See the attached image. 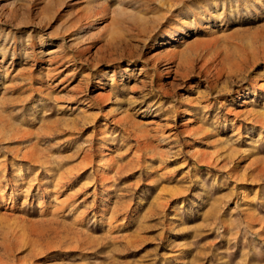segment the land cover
Returning <instances> with one entry per match:
<instances>
[{
	"label": "rangeland",
	"instance_id": "obj_1",
	"mask_svg": "<svg viewBox=\"0 0 264 264\" xmlns=\"http://www.w3.org/2000/svg\"><path fill=\"white\" fill-rule=\"evenodd\" d=\"M155 2L0 0V264H264V0Z\"/></svg>",
	"mask_w": 264,
	"mask_h": 264
},
{
	"label": "bare ground",
	"instance_id": "obj_2",
	"mask_svg": "<svg viewBox=\"0 0 264 264\" xmlns=\"http://www.w3.org/2000/svg\"><path fill=\"white\" fill-rule=\"evenodd\" d=\"M157 2L160 6L161 11H159L158 13H160L159 15L157 14L158 17L156 18H162V20H172L173 18H176L177 15L179 14V8L180 6L183 5V3L185 2V0H154V2ZM155 2V3H156ZM206 8V7H205ZM203 11V10H202ZM205 11V10H204ZM195 13V12H193ZM160 20V21H162ZM159 21V22H160ZM155 24V23H154ZM183 24H178L175 25L176 29H174L175 31H178L179 29L181 30ZM180 26V28H179ZM171 30V29H170ZM183 30V29H182ZM175 31L172 30V33H174ZM180 32V31H179ZM171 35V32H170ZM183 35V34H182ZM138 36V35H137ZM164 36V35H163ZM145 38V37H144ZM147 38V37H146ZM169 38L173 39V35L169 36ZM174 40V39H173ZM155 64V63H154Z\"/></svg>",
	"mask_w": 264,
	"mask_h": 264
}]
</instances>
